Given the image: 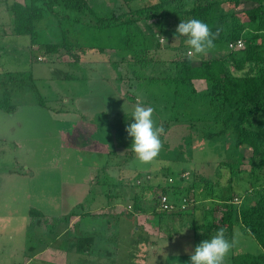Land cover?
Returning a JSON list of instances; mask_svg holds the SVG:
<instances>
[{
    "label": "rangeland",
    "instance_id": "rangeland-1",
    "mask_svg": "<svg viewBox=\"0 0 264 264\" xmlns=\"http://www.w3.org/2000/svg\"><path fill=\"white\" fill-rule=\"evenodd\" d=\"M16 1L26 2L0 0V72L31 76L22 78L21 90L13 91L16 110L0 108V264H191L190 254L195 247L217 232L204 233L195 228L207 217L210 220L213 205H218L213 214L221 216L218 210L223 206L217 201L230 193L229 203L241 209L254 200L252 189L264 184V178H256L249 161L252 149L242 146L245 158L241 166L231 170L226 163L238 157L230 140L206 136L204 128L210 127L213 120L195 118L206 112L198 104L182 106L192 113L191 120L167 122L169 115L161 97L153 99L146 88L137 89L140 84L135 78L125 82L120 79H128L133 69L140 68H128L118 50L111 48L113 42L122 45L116 36L118 30L109 36L101 29H85L95 22L90 12L66 24L62 12L40 22L39 38L44 42L64 41L65 26V41L71 46H62L52 54L46 52L45 45L34 44L30 35L15 33L9 8ZM88 1L114 6L118 13L127 10L121 0ZM157 1L136 0L134 4L145 7ZM257 4L247 1L243 7ZM139 25L152 39L159 38L163 46L170 42L159 33L152 35L149 23L140 21ZM91 44L101 49L91 48ZM182 49L179 55L187 54L188 48ZM231 51L235 49L200 57L223 56ZM175 52L163 51L167 61L146 74H173L169 61L176 57ZM194 83L198 90L206 87L197 80ZM151 88L157 89L155 85ZM127 91L136 98L133 101H153L147 104L154 109L153 121L164 129L160 137L162 150L148 166H139L130 149L132 138L126 128L134 122L132 113L137 103L120 101V93ZM1 94L0 90V98ZM55 111H65L67 117L78 111L79 121L67 120ZM94 112L99 113L96 120L115 122V127L104 122L93 125L90 117ZM92 165L97 170V182L90 189ZM10 170L17 174L12 175ZM103 177L113 178L111 182L117 184L102 185L98 180ZM202 177L217 184L216 202L202 199L196 204L194 191L203 188L197 184L194 191L181 194L178 204L174 203L176 212H192L156 213L155 209H172L174 205L171 200L170 208L163 205V186L183 187L197 179L205 184ZM120 180L124 182L119 184ZM82 195L78 204H72ZM31 210L36 213L31 215ZM225 237L236 244L224 264H233L234 253L261 252L253 234H244L239 228L233 236L225 230Z\"/></svg>",
    "mask_w": 264,
    "mask_h": 264
},
{
    "label": "trees",
    "instance_id": "trees-1",
    "mask_svg": "<svg viewBox=\"0 0 264 264\" xmlns=\"http://www.w3.org/2000/svg\"><path fill=\"white\" fill-rule=\"evenodd\" d=\"M121 1L124 4L121 6L127 8L123 13H118L114 6H103L99 3L92 5L88 0H26L24 3L16 1L9 9L13 14L15 33L30 35L34 44L45 45L46 52L52 54L58 53L62 46L65 48L71 46V43L65 41L67 35L65 26L64 41L40 40L39 24L52 15L64 13L66 24L71 20L74 21L79 14L90 12L95 22H90L86 30L101 29L109 36L118 30L116 36L120 38L122 45L118 46L113 42L110 43L111 48L118 50L116 52H119L122 56L121 61L126 63L128 68L132 66L140 68L133 69V75H129L128 79L126 77L120 79L124 81L135 78L140 84L138 88L149 90L153 99L161 97L160 102L165 103L166 114L169 115L167 122L170 124L191 120L192 113L184 110L188 108L187 105L198 104L204 107L206 112L203 115L197 117L193 115V117L212 118L211 126H204L206 136L223 141L229 138L233 153L238 157L237 161H229L226 165L231 170L241 166L245 158L241 147L247 146L252 149L249 161L253 164V171L257 173L256 178L262 180L264 178V0H253L258 4L250 8L243 7L248 0H158L145 7L134 4L136 0ZM193 18L206 22L211 30L217 33L215 47L209 52L231 50L230 42L238 39H243L245 46L212 58L199 56L198 59H189L187 54L179 55L180 50L183 51L182 48L186 45L185 37H180L176 42L171 40L176 36L175 22L178 25L181 21ZM140 21L151 25L152 35L159 33V37L164 36L170 42L163 46L159 38L152 39L153 37H150L139 25ZM90 47L99 46L91 44ZM153 49L155 53L152 52ZM165 50L176 51V57L169 61L173 66V74L147 75L146 71H154L158 65H163L167 61L162 57V52ZM26 76L31 75L24 72H0L1 109L16 110L17 105L12 102V94L13 91L23 88L22 78ZM195 80L206 85L205 89L198 90ZM130 85L133 87L134 84ZM154 85L157 89L151 88ZM126 96L132 101L136 100L128 91ZM176 102H179V105ZM41 103L46 105L43 99ZM111 179L103 177L98 182L102 185H116L117 183L111 182ZM201 179L206 183L202 184L197 179L192 185L189 183L183 187L163 186L162 192L169 201L178 204L180 195L191 193L195 189L193 187L198 184L203 188L201 192L197 189L194 191L196 204L202 199L216 202L217 184L207 177ZM122 182L124 181H119V184ZM252 192L253 195L255 194L254 200L241 209L229 203L232 196L230 193L226 194V199L217 201L223 206L218 210L221 216L217 217L213 214L218 208V205L213 203V211H209L210 220H207V217L204 224L195 227L204 230V233L223 228L233 236L239 228L244 234H253L262 247L261 252L234 253L233 264H264V184L252 189ZM155 210L158 214L192 212L187 209L177 212V209L170 212L164 209ZM35 213V210H31V215ZM86 213L90 214V211Z\"/></svg>",
    "mask_w": 264,
    "mask_h": 264
},
{
    "label": "clouds",
    "instance_id": "clouds-1",
    "mask_svg": "<svg viewBox=\"0 0 264 264\" xmlns=\"http://www.w3.org/2000/svg\"><path fill=\"white\" fill-rule=\"evenodd\" d=\"M175 42L185 37L184 44L188 48L189 59L206 55L215 47L214 33L206 22L200 19L181 21L176 27ZM154 109L137 103L132 113V122L126 132L132 138L131 151L139 166H148L154 163L162 150L160 137L164 134L162 126L157 127L153 121ZM236 241H229L225 237V230L218 229L210 239L199 243L190 254L191 264H224ZM187 251V249H185Z\"/></svg>",
    "mask_w": 264,
    "mask_h": 264
},
{
    "label": "crops",
    "instance_id": "crops-1",
    "mask_svg": "<svg viewBox=\"0 0 264 264\" xmlns=\"http://www.w3.org/2000/svg\"><path fill=\"white\" fill-rule=\"evenodd\" d=\"M251 1H253V0H248V2H251ZM249 8V7H248ZM141 26V25H140ZM143 29V28H142ZM144 30V29H143ZM175 42V41H174ZM208 53H214V54H216L217 52L215 51H211V52H208ZM207 53V54H208ZM137 89H138V86H137ZM120 93V92H119ZM123 98V99H122ZM120 101L121 102H124V103H129L130 101L131 102H134V103H141L143 106H148V105H151L152 103H153V101H150V102H147V103H142L141 102V100L138 98V101L136 102V101H132V100H130L128 97H126V94L125 93H123V92H121L120 93ZM148 104V105H147ZM65 109H66V107H64ZM83 111H84V109H82ZM56 112V111H55ZM85 112V111H84ZM76 113V112H75ZM56 114H60V117L61 116H65V117H67L66 115H67V113L65 112V111H57L56 112ZM76 114H78V111H77V113ZM76 114H71V115H74L75 117H71V115L69 116V117H67V120H76V121H79L78 120V117H76L77 115ZM96 114H97V118H98V115H99V113L98 112H94L93 114H92V116L90 117V122L91 123H93V125H95V123L96 124H98L99 122H104V124H106V125H110V124H112V127H115V125H116V123L115 122H110V121H99V120H96ZM111 118V117H110ZM91 125V124H90ZM73 126H71V132L74 130V128H72ZM95 127V126H94ZM88 129L90 130V128L88 127ZM94 129V128H93ZM95 130H96V128H95ZM67 133H68V131H67ZM108 142H109V140H108ZM107 142V143H108ZM107 143H103L102 145H104V146H107L106 144ZM86 147V146H85ZM85 147H83V148H85ZM107 148V147H106ZM105 150V149H104ZM111 151V148H110V150H109V152ZM106 152H108V150H106V151H104L103 153L105 154ZM10 172H11V174L12 175H15V174H17L15 171H13V170H10ZM97 172V170H96V168H95V166H93L92 165V167H90V189L92 188V186H93V184L94 183H96L97 182V180H96V177H95V173ZM120 181H122V180H120ZM124 181V180H123ZM92 182V183H91ZM79 188V187H78ZM82 197H83V195L81 196V198L80 199H78V200H76L75 202H73L72 204H74L75 203V205L76 204H78L81 200H82ZM72 204H70V205H72ZM91 205V204H90ZM87 211H90V209H87ZM30 214H31V211H30ZM93 218H95V217H93ZM91 247V246H90Z\"/></svg>",
    "mask_w": 264,
    "mask_h": 264
},
{
    "label": "built area",
    "instance_id": "built-area-1",
    "mask_svg": "<svg viewBox=\"0 0 264 264\" xmlns=\"http://www.w3.org/2000/svg\"><path fill=\"white\" fill-rule=\"evenodd\" d=\"M245 46V43H244V40L243 39H238L237 41H233V42H230L229 44V47L231 49H240V48H243ZM170 201L168 200L167 196H164L163 198V205L166 206V208H170L168 204ZM172 204V203H171ZM174 204V203H173ZM176 208V205H172V209H175ZM172 209H164V210H172Z\"/></svg>",
    "mask_w": 264,
    "mask_h": 264
}]
</instances>
